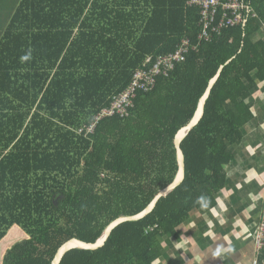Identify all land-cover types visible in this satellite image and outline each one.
I'll return each mask as SVG.
<instances>
[{"label":"trees","instance_id":"trees-1","mask_svg":"<svg viewBox=\"0 0 264 264\" xmlns=\"http://www.w3.org/2000/svg\"><path fill=\"white\" fill-rule=\"evenodd\" d=\"M244 1L257 17L202 41L200 9L188 0H19L0 38V264H52L68 240L95 242L118 217L144 210L174 180L175 135L224 66L182 142V184L103 247L72 249L60 264H154L162 237L213 205L264 79V45L250 40L264 0ZM184 38L199 43L184 62L138 91L127 116L86 132L149 56L174 52Z\"/></svg>","mask_w":264,"mask_h":264},{"label":"crops","instance_id":"crops-1","mask_svg":"<svg viewBox=\"0 0 264 264\" xmlns=\"http://www.w3.org/2000/svg\"><path fill=\"white\" fill-rule=\"evenodd\" d=\"M4 29L0 27V38ZM250 40L264 45V20L255 21ZM256 84L249 98L252 116L242 128L241 141L229 149L232 158L224 166L225 181L213 205L205 211L194 208L175 234L162 237L165 254L158 264H254L263 210L264 79Z\"/></svg>","mask_w":264,"mask_h":264},{"label":"built area","instance_id":"built-area-1","mask_svg":"<svg viewBox=\"0 0 264 264\" xmlns=\"http://www.w3.org/2000/svg\"><path fill=\"white\" fill-rule=\"evenodd\" d=\"M187 4L200 9L201 23L203 29L200 35L202 41H209L214 34H220L225 27L236 26L245 22V15L255 16L253 9L244 0H188ZM193 45L187 38L182 39L174 52L160 55L158 57L149 56L144 66L138 69L128 88L121 94L114 97L110 107L104 108L95 120L87 126L86 132L92 133L97 123L106 116H113L119 113L121 116L128 115V108L133 105V98L138 91L148 92L155 88L157 79L161 76H168L177 64L186 59L187 53ZM263 210L258 225V231L255 237V248L257 258L254 264H259V256L264 252V190H263ZM157 226V225H156ZM154 227H149L153 230Z\"/></svg>","mask_w":264,"mask_h":264},{"label":"water","instance_id":"water-1","mask_svg":"<svg viewBox=\"0 0 264 264\" xmlns=\"http://www.w3.org/2000/svg\"><path fill=\"white\" fill-rule=\"evenodd\" d=\"M224 66H221L218 73L210 80L209 85L204 93V95L201 97L198 103L197 110L193 116V118L190 120V122L183 126L174 138V145L176 148L177 153V161H178V172L172 181L168 186L161 189L157 195L154 197V199L151 201V203L141 212L135 214V215H129V216H120L114 221H112L105 231L103 232L102 236L97 239L95 242H86L78 238H72L65 242L57 251L52 264H60L62 262V259L66 255L67 252H69L72 249H83V250H97L101 247H103L110 237L112 231L119 226L120 224L127 222V221H138L146 216H148L157 206V203L159 200L169 195L171 192H173L179 185L182 184V182L185 179L186 176V164H185V154L183 152V149L181 147L183 140L188 136V134L199 124L201 119L204 116L205 113V106L206 102L211 94V90L215 83L217 82Z\"/></svg>","mask_w":264,"mask_h":264},{"label":"rangeland","instance_id":"rangeland-1","mask_svg":"<svg viewBox=\"0 0 264 264\" xmlns=\"http://www.w3.org/2000/svg\"><path fill=\"white\" fill-rule=\"evenodd\" d=\"M19 0H4L3 1V9H2V22L0 20V27H6L7 23L10 20V17L12 15L13 10L16 8L18 5ZM1 19V18H0Z\"/></svg>","mask_w":264,"mask_h":264},{"label":"clouds","instance_id":"clouds-1","mask_svg":"<svg viewBox=\"0 0 264 264\" xmlns=\"http://www.w3.org/2000/svg\"><path fill=\"white\" fill-rule=\"evenodd\" d=\"M31 58H32V53H31V49H29L27 54L22 56L20 59H21V62H25V61H29ZM207 202H208V197L206 196H201L197 199V203L200 204L201 207H205ZM154 264H158V262H154Z\"/></svg>","mask_w":264,"mask_h":264}]
</instances>
